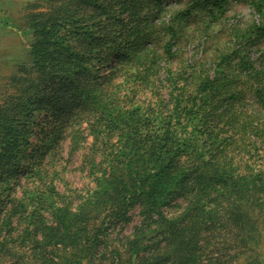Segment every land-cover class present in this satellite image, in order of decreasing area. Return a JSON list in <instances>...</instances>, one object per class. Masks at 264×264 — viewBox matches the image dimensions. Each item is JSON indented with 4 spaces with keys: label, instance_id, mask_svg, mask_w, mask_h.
Listing matches in <instances>:
<instances>
[{
    "label": "trees",
    "instance_id": "16d2710c",
    "mask_svg": "<svg viewBox=\"0 0 264 264\" xmlns=\"http://www.w3.org/2000/svg\"><path fill=\"white\" fill-rule=\"evenodd\" d=\"M50 1L55 12L43 10L41 0L21 6L33 37L27 58L6 75L0 102V264H209L205 256L221 236L238 239L239 246L224 240L228 249L252 243L264 210V67L247 57L230 73L232 54L220 55L212 71L193 67L185 76L161 65L159 59L174 56L176 30L165 26L171 40L162 53L146 38L164 0ZM231 1L191 0L175 18L202 3L223 13ZM237 1L260 17L249 29L256 44L264 39V0ZM12 20L5 10L4 26H19ZM122 68L148 82L164 74L167 97L127 107L92 87ZM247 93L255 110L244 115ZM46 111L69 112L65 123L75 142L76 121L92 117L90 132L103 157L84 160L92 164V186L64 193L37 185L23 191L30 195L24 202L6 192L17 176L42 180L36 162L45 145L33 144V117ZM61 133L50 130L55 139ZM136 207L141 223L110 250V233Z\"/></svg>",
    "mask_w": 264,
    "mask_h": 264
},
{
    "label": "rangeland",
    "instance_id": "374dc122",
    "mask_svg": "<svg viewBox=\"0 0 264 264\" xmlns=\"http://www.w3.org/2000/svg\"><path fill=\"white\" fill-rule=\"evenodd\" d=\"M26 1L4 0V9L13 16L12 21L15 19L19 26L12 24V27H5L2 25V33L7 38L11 35L6 34H16L17 37L8 38L9 42L13 43V51H9V54L5 56L6 59L8 58L7 60L1 59L0 62V102L8 87L6 75L15 70L16 63L27 58L33 37L32 30L23 22L25 9H21V6ZM66 1H62L61 5H64ZM189 3L191 0H164L161 11L152 12L153 16L148 26L149 34L146 38V43L151 49L153 47L154 50H159L162 53L164 43L171 40L169 39L171 33H165V26L170 25L176 30V38L172 40L174 56L168 60V63H165L164 59H159L161 65L169 64L175 73L182 72L185 76L193 67H198L202 71L211 70L214 61L220 55L232 54L228 68L230 73H235L240 62L247 57L256 61L258 66L264 67V39L256 44L250 41L251 32L249 29L254 22L259 21L260 17L249 3L232 0L227 4L223 13L212 12L211 6L202 3L193 8L188 16L175 18L177 11L186 9ZM41 5L43 10L55 12L50 0H41ZM69 5L75 8L76 2L70 1ZM144 9L147 11L148 7ZM171 17L174 20L171 21ZM245 32L247 35L241 36ZM108 72L107 65L99 70L101 75ZM112 76V81L109 78L98 77L96 85L92 87L96 92L104 89L105 96L112 93L113 99L127 107L159 105L167 97L169 84H164V74L160 73L158 76L151 74L148 82L141 78L142 73H138L136 69L124 70L122 68ZM181 81H183L182 78ZM246 98V101L241 104V110L244 111V115H249L252 110H255L252 107L254 101L250 93H247ZM68 113L66 111H46L42 115L38 114L33 117V144L35 147L45 145L43 156H40L36 162L39 164L40 171L42 168V180H37L38 177L35 174L17 176L11 180V188L6 192L7 194L14 193L16 197L25 196L24 202H29L30 195L23 191L34 190L37 185L43 188L46 185L55 186L57 190L64 193H72L75 189H84L93 185V178L89 174V167L92 164L88 166L84 160L90 157L92 161L98 162L103 157V153L97 149L98 145H95L93 133L90 132L93 123L92 117L82 115L83 120L76 121L75 126L79 128L80 136L77 138L78 142H75L72 139L73 132L70 133L71 130L67 129V123L70 120ZM66 118L69 119L67 123H65ZM55 126L59 127L62 132L58 139L50 136V130ZM115 135L118 136L119 133ZM52 140L57 142L50 147ZM31 161L32 158L31 160L24 159L23 163L30 162L28 164L30 165ZM142 219L140 209L138 207L133 209L129 221L118 225L110 233L112 246L109 249L111 250L114 245L119 243V237H132L135 226L139 225ZM232 235L221 236L216 239L215 244L211 245L212 252H208L205 256V260L209 264H246L252 259H259L264 264V210L259 213V233L255 235V240L252 243L247 246L241 244L239 248H224V240H230L231 244H238V239L233 240L234 235ZM111 256L114 257V255Z\"/></svg>",
    "mask_w": 264,
    "mask_h": 264
},
{
    "label": "crops",
    "instance_id": "0c3cea01",
    "mask_svg": "<svg viewBox=\"0 0 264 264\" xmlns=\"http://www.w3.org/2000/svg\"><path fill=\"white\" fill-rule=\"evenodd\" d=\"M4 11H5L4 0H0V62L2 60H7L8 58L6 59L5 56L7 54H9V51H13V43L12 42L10 43L9 39H11L12 37H17L16 34L15 35L14 34H6V35H11L8 37L9 38L8 39L7 36H5L4 33H2L3 32V26H4V24L2 23ZM7 27H9V26H7ZM10 27H12V25Z\"/></svg>",
    "mask_w": 264,
    "mask_h": 264
}]
</instances>
